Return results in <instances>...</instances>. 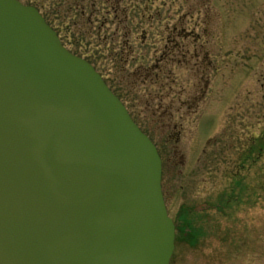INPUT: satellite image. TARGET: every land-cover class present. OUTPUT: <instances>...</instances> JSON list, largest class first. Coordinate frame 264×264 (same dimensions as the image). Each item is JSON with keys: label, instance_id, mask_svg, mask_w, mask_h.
<instances>
[{"label": "water", "instance_id": "water-1", "mask_svg": "<svg viewBox=\"0 0 264 264\" xmlns=\"http://www.w3.org/2000/svg\"><path fill=\"white\" fill-rule=\"evenodd\" d=\"M155 145L32 5L0 0V264H169Z\"/></svg>", "mask_w": 264, "mask_h": 264}, {"label": "rangeland", "instance_id": "rangeland-1", "mask_svg": "<svg viewBox=\"0 0 264 264\" xmlns=\"http://www.w3.org/2000/svg\"><path fill=\"white\" fill-rule=\"evenodd\" d=\"M19 1L59 15L53 27L63 43L92 59L158 147L175 227L169 264H264V0H123L125 15L95 0L100 12L91 22L89 2L81 16V7L69 11L75 0ZM174 23L201 38L176 36L182 51L173 52L181 60L170 67L173 83L165 67L142 83L111 81L119 75L113 50L128 40L151 64ZM200 43L210 64L201 63ZM148 93L155 97L146 106Z\"/></svg>", "mask_w": 264, "mask_h": 264}, {"label": "flooded vegetation", "instance_id": "flooded-vegetation-1", "mask_svg": "<svg viewBox=\"0 0 264 264\" xmlns=\"http://www.w3.org/2000/svg\"><path fill=\"white\" fill-rule=\"evenodd\" d=\"M104 2H110L108 4L109 9H114V10H110L109 12H119V13H124V10L122 9L123 7L121 6L123 3V0H102ZM83 5H82V10H81V16H84L85 14V3L89 2L88 7H89V17H88V22H91V18L98 14L97 11V7H96V3L95 0H82ZM75 6H72V5ZM72 7L75 8H79L78 4L72 2L71 6H70V12H74V10H72ZM45 6L43 4H40V9L38 7L39 10H43L42 12L40 11V13L42 14L43 18L45 19L44 15H46L49 19H51L50 21L52 23H54L55 18L58 19L59 15H51V12H47L44 11ZM91 8V10H90ZM92 8L94 10H92ZM108 9V10H109ZM53 13H57L54 8L52 9ZM185 14L182 16L184 19ZM46 20V19H45ZM48 22V21H47ZM101 26L99 27V29L103 26L106 25L107 23V15H103V19L101 21ZM52 26V25H51ZM172 28V33H170L169 35H167V37L165 38V44L162 46L161 50H160V54L159 56L155 59L154 62H151V64L148 63V58L145 57L144 55L139 56V54H134V47L130 46L128 40H125L123 42V47L120 49H115L114 51V55H115V62H116V70H118L119 75L115 76L112 78V82H127L130 85L131 84H136L139 82H145L147 79H151L152 77H159V73H161V71L163 70V68L165 67L166 69H164L163 73L167 74V78L169 79V82H174V78L175 75L173 73V70H171V65L173 62L178 63L181 60H176L174 58V54L173 52L175 50H179L182 51L181 48V44H180V40L177 37H181V38H187L188 36H194L195 40H199L201 38V35L192 32H187V30L185 29L184 25L182 23H179V30H176L177 28V24L174 23L171 25ZM52 28L55 30V32L57 33V35L59 36L60 40L63 43V40L60 36L61 30L60 28L56 27L55 28L52 26ZM145 32L142 34V38L145 37ZM177 36V37H176ZM65 46L66 44L63 43ZM200 50L203 52L202 55V62H207V64H210V61L208 60L209 57V51L207 49H203V47H205V43H200ZM67 47V46H66ZM157 51V50H154ZM186 52L187 50H185L183 53H180L183 57H184V61H186ZM195 56H198L199 53L195 52L194 53ZM159 71V72H158ZM108 73V72H107ZM103 76V75H102ZM103 78L107 81V79L103 76ZM205 81V85H207L209 79L208 77H206L204 79ZM108 82V81H107ZM109 84V83H108ZM117 84V83H115ZM111 86V84H109ZM118 85V84H117ZM109 86V87H110ZM117 89V88H116ZM118 91V90H117ZM119 93V91H118ZM117 93V94H118ZM118 95L121 96L122 98V94L119 93ZM148 97L145 98L144 102L146 106H149L151 103V100L155 97V95H152L151 93H148L147 95ZM199 97H192V103L194 104V102H196L198 100ZM125 103V102H124ZM185 103V102H182ZM149 109V107H147ZM156 109H152V114H154ZM164 113H166L164 111ZM163 113V114H164ZM178 138V135H177Z\"/></svg>", "mask_w": 264, "mask_h": 264}, {"label": "trees", "instance_id": "trees-1", "mask_svg": "<svg viewBox=\"0 0 264 264\" xmlns=\"http://www.w3.org/2000/svg\"><path fill=\"white\" fill-rule=\"evenodd\" d=\"M82 1V0H81ZM74 3H76V4H78V0H75V2ZM82 5L83 4H81V5H79L78 4V6L79 7H82ZM35 6H37V5H35ZM72 6H75L74 4L72 5ZM72 9H75V7H72ZM81 10H82V8H81ZM92 10H94L93 8H92ZM64 15V14H63ZM44 17H45V19H46V21H48V24H50V25H52L53 26V23L50 21L51 19H49L46 15H44ZM55 28V27H54ZM66 33H67V30H64ZM62 38V37H61ZM62 40H63V38H62ZM88 61H90V62H92V59L90 58V59H88ZM107 82V81H106ZM109 85V84H108ZM110 86V85H109ZM110 88L113 90V92L115 93V94H117L118 93V89H116L113 85H111L110 86ZM119 94V93H118ZM117 94V95H118ZM120 98H121V96L120 95H118Z\"/></svg>", "mask_w": 264, "mask_h": 264}]
</instances>
